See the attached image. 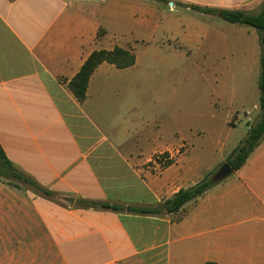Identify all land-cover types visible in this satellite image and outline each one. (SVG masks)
Returning <instances> with one entry per match:
<instances>
[{
    "label": "crops",
    "instance_id": "1",
    "mask_svg": "<svg viewBox=\"0 0 264 264\" xmlns=\"http://www.w3.org/2000/svg\"><path fill=\"white\" fill-rule=\"evenodd\" d=\"M262 1L0 0V147L15 170L53 193L0 184L1 264H264V135L239 169L175 213L76 205L157 206L225 163L247 129L228 141L207 128L205 148L227 151L203 162L193 150L203 132L173 141L153 132L150 112L170 110L164 86L153 81L165 73L153 70L159 56L142 59L136 46L219 58L237 48L249 67L259 63L257 32L224 26L218 15L257 14ZM114 47L132 51L134 63L98 64L78 102L68 81L93 50ZM255 95L245 123L258 113V89ZM181 143L186 154L161 170L143 166Z\"/></svg>",
    "mask_w": 264,
    "mask_h": 264
},
{
    "label": "rangeland",
    "instance_id": "2",
    "mask_svg": "<svg viewBox=\"0 0 264 264\" xmlns=\"http://www.w3.org/2000/svg\"><path fill=\"white\" fill-rule=\"evenodd\" d=\"M219 22L224 26H234L236 29L244 27L231 25L226 21L220 20ZM224 31L228 34L230 28L226 27ZM258 46L260 51V44ZM148 47L142 44L137 45V56L144 59L146 55L151 54L161 58L154 62L153 70L156 73H165V75L156 76L153 81L156 89H162L164 86V92L170 99L169 111H164V114L162 111L150 112L154 115L153 132L162 133L166 139L173 141L178 137L186 139L191 136L195 137V132L199 130L203 132V139L193 141V150L194 153L197 151L196 154L200 161L203 162L212 154L213 158L225 156L227 151L225 148L223 150L218 147L212 149L209 145L205 148L207 128L212 126L218 134L230 141L243 135L249 123L258 118L255 115L258 113L254 111V114L248 115L251 119L245 123L244 116L250 101L254 103L256 99L259 77L258 60H253L248 67V64L238 58L241 54L238 53L237 48L231 56L224 54L219 58L214 55L202 57L199 54L184 57L182 53L178 54L173 50L159 52L156 49L154 52H149L151 49ZM201 142L204 146L202 149L199 148ZM188 147L187 143H181L168 150L178 157L186 154ZM150 159L152 156L144 158L143 166L149 171H157L149 163ZM218 166L205 174V177H211ZM0 184L16 193L28 189L27 185L11 176L9 171L0 174Z\"/></svg>",
    "mask_w": 264,
    "mask_h": 264
},
{
    "label": "trees",
    "instance_id": "3",
    "mask_svg": "<svg viewBox=\"0 0 264 264\" xmlns=\"http://www.w3.org/2000/svg\"><path fill=\"white\" fill-rule=\"evenodd\" d=\"M192 9L203 13H215V10L206 7L191 6ZM221 19L241 26L253 28L258 34L260 44L259 55V77H258V118L248 125L245 137L236 145L234 150L227 156V163L232 170L239 169L246 161L250 153L256 147L262 136L264 135V0L260 5V10L257 14H248L240 10H219ZM104 30L100 28L97 36H101ZM107 62L113 64L116 68H124L134 63V54L132 51L114 47L110 50L99 49L93 50L81 64L78 71L68 81L67 86L78 102H82L85 98V91L88 80L98 64ZM168 162L167 164H170ZM10 172V175L18 179L20 182L28 186V189L51 198L53 193L50 190L44 189L29 176L22 174L14 169L11 162L6 158L0 147V174ZM214 183L210 177H204L196 184L179 189L169 199L164 200L161 204L151 207H133L121 206L108 202H98L88 199L76 200V205L82 208L91 209H106L115 212H128L140 215H159L171 214L177 212L185 203L197 199ZM204 264H216L215 262H206Z\"/></svg>",
    "mask_w": 264,
    "mask_h": 264
},
{
    "label": "built area",
    "instance_id": "4",
    "mask_svg": "<svg viewBox=\"0 0 264 264\" xmlns=\"http://www.w3.org/2000/svg\"><path fill=\"white\" fill-rule=\"evenodd\" d=\"M173 152H170L169 150H164L162 152H158L152 156V159H150L149 163L154 166V169L157 171L164 168L166 165H168V162L173 161L174 159Z\"/></svg>",
    "mask_w": 264,
    "mask_h": 264
},
{
    "label": "water",
    "instance_id": "5",
    "mask_svg": "<svg viewBox=\"0 0 264 264\" xmlns=\"http://www.w3.org/2000/svg\"><path fill=\"white\" fill-rule=\"evenodd\" d=\"M218 16L221 18L220 14ZM232 172H233L232 168L227 163H223L213 173V175L210 177V180L213 183H217L220 180H222L223 178H225L228 175H230ZM71 201H72V199H69V202H71Z\"/></svg>",
    "mask_w": 264,
    "mask_h": 264
}]
</instances>
